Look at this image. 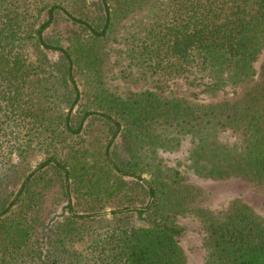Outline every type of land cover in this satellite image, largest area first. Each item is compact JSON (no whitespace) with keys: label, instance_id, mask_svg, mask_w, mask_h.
<instances>
[{"label":"trees","instance_id":"trees-1","mask_svg":"<svg viewBox=\"0 0 264 264\" xmlns=\"http://www.w3.org/2000/svg\"><path fill=\"white\" fill-rule=\"evenodd\" d=\"M133 20L124 55L152 85L125 92L113 44ZM186 137L194 174L264 192V0H0V264H186L180 214L200 264H264V215L239 196L210 208L164 160ZM30 147L43 157L14 178Z\"/></svg>","mask_w":264,"mask_h":264},{"label":"rangeland","instance_id":"rangeland-1","mask_svg":"<svg viewBox=\"0 0 264 264\" xmlns=\"http://www.w3.org/2000/svg\"><path fill=\"white\" fill-rule=\"evenodd\" d=\"M137 23L133 20L125 23V25L119 31L116 37V42L113 46L115 48L116 62L113 70V80L125 91L130 92L138 89L142 86H151L152 82H146L145 79L139 77L137 69L134 65L127 64V57L124 55L123 35L127 30L135 28ZM59 28L63 27L62 23L57 24ZM31 47L29 52H31ZM49 58L54 59L56 52H47ZM257 61L254 62L256 64ZM203 85L195 80L194 82H187L180 78H174L168 81L167 88L175 94H184L189 96L199 97L200 91ZM102 126L96 120H89L82 132V136L87 138L88 141L96 139V142L103 140L100 136ZM221 136L227 137L226 133H221ZM95 144V142H94ZM188 147L187 137L181 141L179 147L172 151H162V156L166 163L171 166H177L185 180L194 182L208 192L207 204L210 208H218L226 203V201L233 197L239 196L249 204H251L259 213L264 215V192L253 189L247 182L236 178L229 177L226 179H212L197 176L192 172L188 166L186 159V148ZM44 153L40 150H36L35 147H30L25 153L17 156L13 160L11 170L8 172L14 178L21 175L23 172H27L33 168L38 160L43 157ZM52 190L49 193L45 204L51 211H59L60 204L63 202L61 198L57 196V185L53 184L50 188ZM43 215L49 214L47 208L44 209ZM130 223L135 225H142L143 222L134 216L129 219ZM177 223L182 227L181 232L177 235L179 244L182 246L185 256L186 264H200L203 258V247L201 244L202 230L197 220L187 214H180L176 216Z\"/></svg>","mask_w":264,"mask_h":264}]
</instances>
